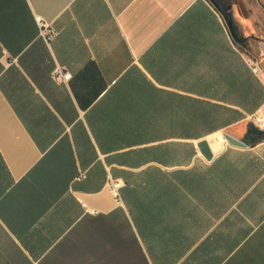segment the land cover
Segmentation results:
<instances>
[{
    "label": "crops",
    "instance_id": "obj_1",
    "mask_svg": "<svg viewBox=\"0 0 264 264\" xmlns=\"http://www.w3.org/2000/svg\"><path fill=\"white\" fill-rule=\"evenodd\" d=\"M221 8L0 0V264H264V131L247 127L245 147L223 131L264 108V72L248 61L264 37L239 7ZM187 99L243 115L171 134ZM158 144L170 163L153 160ZM110 178L123 179L121 203Z\"/></svg>",
    "mask_w": 264,
    "mask_h": 264
},
{
    "label": "trees",
    "instance_id": "obj_2",
    "mask_svg": "<svg viewBox=\"0 0 264 264\" xmlns=\"http://www.w3.org/2000/svg\"><path fill=\"white\" fill-rule=\"evenodd\" d=\"M261 91L259 85L257 86V91L251 93V100L259 99V92ZM195 104V103H194ZM193 103H189L187 99L186 107H185V122L172 123L171 124V134L178 130V134L184 137H199L203 134L227 125L232 120H235L243 115L241 111L235 108H225L220 107L219 109L213 107H200L195 106ZM247 109V108H245ZM214 116L218 117L215 118ZM226 116V117H221ZM217 120V121H216ZM187 148V159H189L194 154V147L189 143L185 144ZM165 145L158 144L154 145L152 148V157L154 161L160 163H170L171 154L165 156V153L162 151V148ZM144 151V150H143ZM150 151V149H148ZM140 152V150H138ZM144 155V154H143ZM138 156L139 158L145 159V156ZM148 158L150 156L148 155ZM161 175L162 172L155 173L154 175ZM159 179L161 177H158Z\"/></svg>",
    "mask_w": 264,
    "mask_h": 264
},
{
    "label": "rangeland",
    "instance_id": "obj_3",
    "mask_svg": "<svg viewBox=\"0 0 264 264\" xmlns=\"http://www.w3.org/2000/svg\"><path fill=\"white\" fill-rule=\"evenodd\" d=\"M221 4H233L241 9V14L246 17L249 21L251 30L255 33H258L259 36L264 37V0H219ZM249 54L248 61L251 65V61H254L258 64L260 71L264 72V54L258 55L253 53ZM248 117V116H247ZM248 121V120H247ZM246 121V122H247ZM249 124L242 122L244 125L234 124L223 129L224 132L235 136L240 139L243 136V133L248 129L252 133L260 134L263 129L259 128L254 124L252 117L249 119ZM244 128V129H243ZM195 143V142H194Z\"/></svg>",
    "mask_w": 264,
    "mask_h": 264
},
{
    "label": "built area",
    "instance_id": "obj_4",
    "mask_svg": "<svg viewBox=\"0 0 264 264\" xmlns=\"http://www.w3.org/2000/svg\"><path fill=\"white\" fill-rule=\"evenodd\" d=\"M37 21L42 24L43 26V35L47 38V40H50L53 36H55L56 31L47 23H45L42 16L38 15L36 16ZM251 67L255 72H259L260 68L257 63L254 61H251ZM53 76L57 80H69L71 78V73L67 70H64L62 67H57L53 71ZM252 119L254 120L257 127L263 129L264 127V108L258 110L254 114L251 115ZM124 185L123 179L121 178H110L108 181V188L111 192V194L115 197V201L117 203H121V189Z\"/></svg>",
    "mask_w": 264,
    "mask_h": 264
},
{
    "label": "water",
    "instance_id": "obj_5",
    "mask_svg": "<svg viewBox=\"0 0 264 264\" xmlns=\"http://www.w3.org/2000/svg\"><path fill=\"white\" fill-rule=\"evenodd\" d=\"M211 2H213L219 9L221 8L222 4L219 2V0H211ZM230 29L232 30L231 25H230ZM224 136L227 139V141L232 145L240 146V147L247 146V143L245 141L238 139L231 134L224 133ZM197 146H198L199 150L201 151V153L203 154V156L207 160H211L213 158V156H214L213 150L211 149L210 143L206 138L198 141Z\"/></svg>",
    "mask_w": 264,
    "mask_h": 264
},
{
    "label": "bare ground",
    "instance_id": "obj_6",
    "mask_svg": "<svg viewBox=\"0 0 264 264\" xmlns=\"http://www.w3.org/2000/svg\"><path fill=\"white\" fill-rule=\"evenodd\" d=\"M223 137L221 135V133H218L217 135V141L215 143V149H220V144L223 142Z\"/></svg>",
    "mask_w": 264,
    "mask_h": 264
}]
</instances>
